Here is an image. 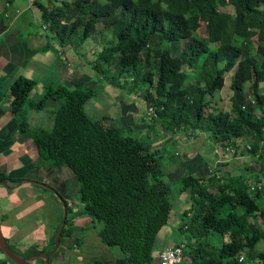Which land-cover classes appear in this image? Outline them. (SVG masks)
I'll use <instances>...</instances> for the list:
<instances>
[{"label":"trees","instance_id":"1","mask_svg":"<svg viewBox=\"0 0 264 264\" xmlns=\"http://www.w3.org/2000/svg\"><path fill=\"white\" fill-rule=\"evenodd\" d=\"M230 2L237 3L232 13L222 9L228 0H61L62 6L52 9L35 0L33 5L41 22L57 33L60 46L74 47L73 58L84 57L78 45H102L92 63L101 79L117 85L124 78L122 87L130 84L141 90L139 85H152L155 75L154 94L143 95L130 87L147 107L152 106L148 115L168 119V128L176 123V129L183 131L191 117L192 127L203 119L215 147L230 158L232 141L246 138L250 146L264 142V0ZM154 35L157 43L151 46ZM253 36L256 42L251 41ZM184 68L192 70L190 77ZM228 73L230 109L213 107L205 115L210 105L207 96L212 98L223 88ZM36 85L35 80L19 76L9 93L19 131L33 141L38 162L73 171L83 211L101 223L98 236L106 246L122 252L124 264L158 262L156 239L172 212V186L163 179L158 154L150 144L106 124V117L93 120L87 115L85 104L96 93L91 85H49L30 100ZM49 98L62 101L52 113V126L31 129L25 105L40 110ZM231 178L234 194L224 197L211 196L202 177L187 175L179 181V192L189 189L190 200L181 213L180 240L172 246L184 242L191 247L192 264H264V250L257 253L260 261L252 263L256 245L264 241V229L256 220L259 212L264 225V211L256 199L264 198V187L255 189L251 197L243 175ZM256 178V185L264 186V166ZM1 180L21 181L0 173ZM215 180L210 173L208 181ZM71 231L64 228L61 237ZM233 231L244 240L234 241ZM213 236L220 238L210 245L207 241ZM42 252L32 247L21 256Z\"/></svg>","mask_w":264,"mask_h":264},{"label":"crops","instance_id":"2","mask_svg":"<svg viewBox=\"0 0 264 264\" xmlns=\"http://www.w3.org/2000/svg\"><path fill=\"white\" fill-rule=\"evenodd\" d=\"M34 1L0 0V173L21 179L16 184L0 182L1 232L9 246L14 247L20 256L27 249L37 247L42 253L50 255L51 264H124L122 252L116 246L108 247L102 242L97 234L98 222L83 211V203L77 196L78 181L73 171L67 166L58 168L47 162H38L33 141L19 131L9 93L10 85L19 76L37 82L29 95L30 100L40 97L49 85L88 84L97 87V80H103L101 77L94 80L82 59L71 56L70 51L74 47L60 46L61 41L55 30L41 22ZM55 45L57 48H54ZM121 81L117 85L107 81V85L100 86L102 92L104 89L103 97L105 95L108 100L106 104L113 103L115 112L105 109L103 97L95 101L98 97L96 92L85 104L86 113L88 103L93 99L94 114L100 112L99 119L93 120L106 117V124L118 128L122 135L150 144L158 154L166 182L179 183L187 175L208 181L212 162L206 159L201 143L198 147L201 150L188 152L178 159V152H172L166 146L183 140V128L174 129L176 131L171 134L168 125L165 126L161 119L148 115V107L141 113L137 105L139 97L130 91V85L123 88ZM61 103V100L49 98L40 110L25 105L24 113L30 128L51 127L52 113ZM157 128L164 132L161 138L147 142L152 135L155 137ZM202 136L206 139V134ZM36 181L48 184L55 191ZM181 195L184 204L178 205L175 213H180V217L190 200L189 189ZM68 201L72 203L70 206L67 205ZM64 206L68 207L66 216ZM170 224L171 227L165 231L171 230L169 238L161 233L164 227L158 233L160 244L156 246L157 251L180 240L179 223L172 219ZM61 226L72 231L71 234L66 232L62 237L60 235L59 244L56 245L55 236ZM35 263L41 264L40 259H36ZM0 264L15 263L0 252ZM152 264L158 263L155 260Z\"/></svg>","mask_w":264,"mask_h":264},{"label":"rangeland","instance_id":"3","mask_svg":"<svg viewBox=\"0 0 264 264\" xmlns=\"http://www.w3.org/2000/svg\"><path fill=\"white\" fill-rule=\"evenodd\" d=\"M44 1V0H43ZM68 1H72V0H68ZM103 1V0H100ZM44 4L47 6L48 9H52L55 7H60L62 6L61 0H54L52 2L49 1H44ZM237 3L233 4L230 2V0H228V3L222 8L223 10H226L228 12H233L234 8H236ZM65 20V19H63ZM203 33L204 35H206V29L203 26ZM157 35H154L151 40H150V45L154 46L157 43ZM252 42H256L257 41V37L253 36L251 38ZM101 42V41H100ZM78 50L80 53H85L84 57L82 58V61L84 62V67L86 68L87 71H89L93 76H94V80H96L97 77H100L99 75L96 74L95 70L92 67V63L95 60V54L97 52V50H101L102 49V45L100 43L95 44V48L93 47V44L91 42H85L84 44L78 45ZM98 48V49H97ZM113 67H111L109 73L107 74V78L109 79L111 76V73H113ZM153 68L149 69H145L143 71V75H145L147 72L151 71ZM185 72L187 73V75H189V77L192 75V70H189L187 68H184ZM230 73L225 74V82H224V86L221 90L217 91L214 95V97L210 98L209 96H207V99H210V105L204 110V114H208L210 109L213 107H218L224 111H228L230 109V105H231V101H230V96L232 95V91L229 88V84H230ZM192 78V77H191ZM124 78H121V80H123ZM153 79H154V83L152 85H150L147 82H144L142 84H140L139 86H141V90H139L136 86L134 87L133 85H130V87H134V89L136 88V90L138 92H142L143 95L147 94V93H153V89L155 86V75H153ZM142 77L138 79V81L141 82ZM190 80H193L190 79ZM98 81V86L94 87L96 92H98V97L96 98L97 100L95 101H99L102 100L103 97V92H102V88H100V86L103 85H107V80H97ZM107 82V83H106ZM122 82V81H121ZM120 82V83H121ZM101 83V85H100ZM108 87V86H107ZM130 91H132V88H130ZM154 94V93H153ZM32 96H30L31 98ZM99 99V100H98ZM103 101L104 103V107L106 110H112L111 112H115L116 109L114 108V104H106V102L108 101L104 95L103 97ZM94 100H90V102L88 103L87 106V112H88V116L92 119H99L100 116V112H98V114H94V110H95V106H94ZM137 105L140 108V112L142 113L143 111H145V109L147 108V104L144 100V98L142 96H139V98L137 99ZM162 123L165 124V126H167V122L168 119H164L161 118ZM190 121H192L188 127L183 131V140H180L178 142H173L169 145H167V149L170 150L169 148H171L172 152H178V159H181L182 155L183 157L185 156L184 154L191 152V151H195L197 152L198 147H200V143L203 146V150H204V154L206 156V159L210 162H212V166L211 168H215L216 174L219 175V177H216L217 181H212L209 182L206 180V182L204 181V184L207 185V191L211 196H219V194L221 195V197L226 196L227 194L229 195H233L234 194V188L235 185L234 183L231 182V176H241L243 175V178L246 180V182L249 183L250 186H254V190L251 189V187L249 188V193L251 195V197L255 196V189H263V184L259 183L258 185H256V175L257 172L260 171V169L264 166V142L261 145L258 146H250V144L248 143V140L246 138H243L241 141H238L236 143H234L232 141V143H230V149H231V153L232 156H230V159H228L226 155H221L218 157V159L215 161L216 159V151L219 150L218 147H214L215 145L213 144L214 142L212 141L211 138V134L205 129V121L202 119L198 126H196V123H194L193 127H192V123L195 122L193 120V118H190ZM46 126V125H44ZM176 127H178L175 124H173L171 126V128H169V133H173L174 129H176ZM42 128H49L48 126L46 127H42ZM162 131H160L159 128H157V131L155 133V137L154 135L151 136V140L147 141V142H151L153 140L158 139L159 137L161 138L162 136ZM171 134H169V136H171ZM196 134V137L194 136ZM202 134H206V139H204V137L202 136ZM157 135V136H156ZM212 142V143H210ZM170 154L171 151H169ZM214 154V157H213ZM174 155V154H172ZM175 158H177L176 156H174ZM217 165V166H216ZM222 176L227 177V179H224ZM230 177V178H229ZM172 186V192L170 194V199H171V203L173 206V211L170 215V219L168 220V223L166 224V226H164V228L162 229L161 233H165V236L167 238L170 237V233L171 230H169L168 232H165L168 227H171V221L172 219H174V221L179 225H181L182 221L180 220V213L175 215L176 213V207L178 205L183 206V196L181 195L182 193L179 192V183H170ZM262 186V187H261ZM257 203L260 204L261 209L264 211V198H259L257 197ZM257 215V223L261 224L262 229H264V225L262 222V215L259 212H256ZM192 216V213H191ZM98 226H101V223H98ZM178 236V234H177ZM232 239L236 242H241L244 240L243 236H241L240 233H238L237 231H233L231 233ZM220 237H211L209 238V240L207 241L208 244H215L217 243V241H219ZM160 244V240H158V237L156 239V246H158ZM158 248V247H156ZM264 250V241L259 242L256 245V249L253 252V256L254 258L252 259V263L260 261V258L258 257L257 253ZM191 253V254H190ZM193 253V249L191 247H188L186 245L185 248V252L183 255V260L180 264H192L190 258L191 255ZM42 264V263H41Z\"/></svg>","mask_w":264,"mask_h":264},{"label":"water","instance_id":"4","mask_svg":"<svg viewBox=\"0 0 264 264\" xmlns=\"http://www.w3.org/2000/svg\"><path fill=\"white\" fill-rule=\"evenodd\" d=\"M0 182L6 183L7 181L6 180H1ZM37 183H40V182H37ZM40 184H42L43 186H45L46 188H48V189H50L52 191H55L54 188L50 187L46 183H40ZM61 201H62V203H64L63 199ZM64 216H66V206H64ZM62 229H63V226H61L59 228V230H58V232H57V234L55 236L56 245L59 244V239H60V235H61ZM0 250L6 257H8L15 264H37V263H35L36 259H42L43 260L42 264H51L50 261H49V256L50 255L46 254V253H41L39 255H34V256L29 257V258H25V257H22V256L18 255L9 246V244L7 243L6 239L4 238V236H3L2 232H1V228H0Z\"/></svg>","mask_w":264,"mask_h":264},{"label":"built area","instance_id":"5","mask_svg":"<svg viewBox=\"0 0 264 264\" xmlns=\"http://www.w3.org/2000/svg\"><path fill=\"white\" fill-rule=\"evenodd\" d=\"M31 1H34V0H31ZM152 112H153V108H152V106H149L147 108V113L152 114ZM216 152H218L217 154L219 156H221L219 150L216 151ZM230 152H232V151H230ZM215 169H216V167L215 168H211L210 173L211 174H215L216 177H219V175L216 174ZM251 189H254V186H251ZM71 204H72L71 201L67 202V205L70 206ZM185 248L186 247H185L184 242H181V243H179L178 245H175V246H163L160 249V251H159L158 262L157 263L158 264H180L182 262V260H183V255H184V252H185ZM243 260H244V255H240L239 256V261H243Z\"/></svg>","mask_w":264,"mask_h":264}]
</instances>
